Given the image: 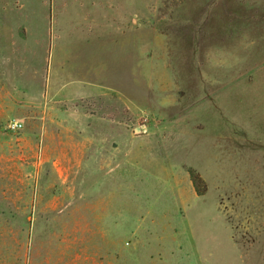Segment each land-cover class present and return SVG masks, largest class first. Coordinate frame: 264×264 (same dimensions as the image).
I'll list each match as a JSON object with an SVG mask.
<instances>
[{
	"label": "rangeland",
	"instance_id": "rangeland-1",
	"mask_svg": "<svg viewBox=\"0 0 264 264\" xmlns=\"http://www.w3.org/2000/svg\"><path fill=\"white\" fill-rule=\"evenodd\" d=\"M0 264H264V0H0Z\"/></svg>",
	"mask_w": 264,
	"mask_h": 264
},
{
	"label": "trees",
	"instance_id": "trees-1",
	"mask_svg": "<svg viewBox=\"0 0 264 264\" xmlns=\"http://www.w3.org/2000/svg\"><path fill=\"white\" fill-rule=\"evenodd\" d=\"M190 175H191V180L193 182L195 189L199 192V194H203V191L201 188L203 180L201 176L195 170H190Z\"/></svg>",
	"mask_w": 264,
	"mask_h": 264
},
{
	"label": "built area",
	"instance_id": "built-area-1",
	"mask_svg": "<svg viewBox=\"0 0 264 264\" xmlns=\"http://www.w3.org/2000/svg\"><path fill=\"white\" fill-rule=\"evenodd\" d=\"M21 126H22L21 124H19L18 122H15V123H13L11 125V128H13V129H19Z\"/></svg>",
	"mask_w": 264,
	"mask_h": 264
},
{
	"label": "crops",
	"instance_id": "crops-1",
	"mask_svg": "<svg viewBox=\"0 0 264 264\" xmlns=\"http://www.w3.org/2000/svg\"><path fill=\"white\" fill-rule=\"evenodd\" d=\"M91 115H92V114H88V115H87V113H85V120L90 119ZM88 117H89V118H88ZM86 126H87V127H90V126H89V123H88Z\"/></svg>",
	"mask_w": 264,
	"mask_h": 264
}]
</instances>
